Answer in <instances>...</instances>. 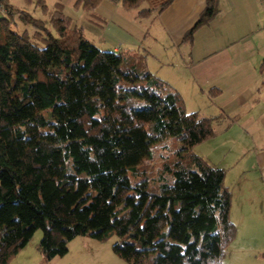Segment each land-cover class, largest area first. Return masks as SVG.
<instances>
[{
    "label": "trees",
    "instance_id": "obj_1",
    "mask_svg": "<svg viewBox=\"0 0 264 264\" xmlns=\"http://www.w3.org/2000/svg\"><path fill=\"white\" fill-rule=\"evenodd\" d=\"M10 1L0 0V264L37 232L45 263L65 258L74 238L118 235L113 253L126 264H225L237 237L226 172L192 155L218 137L223 116L188 114L149 71L146 50L99 49L62 4L24 0L19 11ZM104 1L76 9L99 21ZM175 1L121 3L147 21ZM219 14L220 0H205L184 43ZM173 140L180 147L151 188L139 171Z\"/></svg>",
    "mask_w": 264,
    "mask_h": 264
},
{
    "label": "crops",
    "instance_id": "obj_2",
    "mask_svg": "<svg viewBox=\"0 0 264 264\" xmlns=\"http://www.w3.org/2000/svg\"><path fill=\"white\" fill-rule=\"evenodd\" d=\"M45 1L49 7L62 4L65 15L101 50H146L149 71L183 98L188 114L223 116L219 124L227 122L230 128L226 136L234 132L227 144L236 138L238 147L247 145L242 152L252 157L243 164L239 186L246 175L257 174L251 193L243 198L235 199L227 187L237 237L225 264H264V0H220L219 16L196 32L192 46L184 38L198 23L205 0H176L163 15L147 21L124 11L122 0H105L94 14L99 21L76 9L79 0ZM10 2L16 10L25 8L24 0L19 8ZM222 135L200 146L218 145ZM234 253H240V260H234Z\"/></svg>",
    "mask_w": 264,
    "mask_h": 264
},
{
    "label": "rangeland",
    "instance_id": "obj_3",
    "mask_svg": "<svg viewBox=\"0 0 264 264\" xmlns=\"http://www.w3.org/2000/svg\"><path fill=\"white\" fill-rule=\"evenodd\" d=\"M11 1L16 8H19V4L22 2V0ZM226 125H228L227 122H222L220 124L218 122L216 124V129L223 134L219 139L218 145L197 147L192 151V155L200 157L210 165L225 171L227 177L225 186L232 189L235 193V199H238L251 193V180L252 177L257 178V174L246 175L242 185L239 186L238 178L241 177L244 172V169H242L243 164L252 157L249 155V152H242L247 145L238 147L236 144V138L227 144V141L225 140L234 135V132L231 133L230 131L229 136H226V132L230 129L225 127ZM250 134L252 135L253 132ZM170 146H172L170 152L165 151L161 153L162 157L159 154H156L155 161L152 165L139 171L140 177H142L143 180H146L151 188L156 186L158 179L163 174L164 167L172 164L174 153L179 149L180 144H178L176 140H173V142H170ZM192 166V161L187 160L184 168L190 169ZM144 173H148L147 178L143 177ZM42 236V232H37L28 246L15 260H30L32 262L31 264H126L118 259L113 253L114 245L120 242V237L118 235L110 242L104 244L97 243L87 238H74L68 246V255L62 259L57 258L50 263H45L44 258L39 251ZM240 258V253H234V260H240Z\"/></svg>",
    "mask_w": 264,
    "mask_h": 264
}]
</instances>
